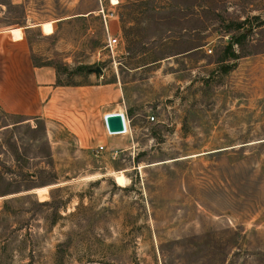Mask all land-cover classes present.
Segmentation results:
<instances>
[{
  "label": "rangeland",
  "instance_id": "obj_1",
  "mask_svg": "<svg viewBox=\"0 0 264 264\" xmlns=\"http://www.w3.org/2000/svg\"><path fill=\"white\" fill-rule=\"evenodd\" d=\"M118 1L0 0V30L134 126L122 152L0 131V264H264V0Z\"/></svg>",
  "mask_w": 264,
  "mask_h": 264
},
{
  "label": "crops",
  "instance_id": "obj_2",
  "mask_svg": "<svg viewBox=\"0 0 264 264\" xmlns=\"http://www.w3.org/2000/svg\"><path fill=\"white\" fill-rule=\"evenodd\" d=\"M23 32L12 29L16 39L11 29L0 30V131L35 119L43 121L49 133L69 131L84 147L109 144L116 152L131 150L133 118L113 106L114 87L108 83L62 82L56 65L37 61ZM117 112L124 114L127 130L111 134L106 116ZM7 116L18 120L1 125ZM116 138L120 139L118 145Z\"/></svg>",
  "mask_w": 264,
  "mask_h": 264
},
{
  "label": "water",
  "instance_id": "obj_3",
  "mask_svg": "<svg viewBox=\"0 0 264 264\" xmlns=\"http://www.w3.org/2000/svg\"><path fill=\"white\" fill-rule=\"evenodd\" d=\"M96 72L101 74L102 69L98 67ZM108 131L111 134L124 133L127 130L126 119L123 113H109L106 116Z\"/></svg>",
  "mask_w": 264,
  "mask_h": 264
},
{
  "label": "built area",
  "instance_id": "obj_4",
  "mask_svg": "<svg viewBox=\"0 0 264 264\" xmlns=\"http://www.w3.org/2000/svg\"><path fill=\"white\" fill-rule=\"evenodd\" d=\"M105 20H106V18H105ZM109 28H108V33H109ZM118 42H119V36H110V38H109V46L111 47V48H113L114 46H116L117 44H118ZM150 119H152V120H155V117H151ZM105 147L104 146H101L100 147V149L101 150H103Z\"/></svg>",
  "mask_w": 264,
  "mask_h": 264
},
{
  "label": "bare ground",
  "instance_id": "obj_5",
  "mask_svg": "<svg viewBox=\"0 0 264 264\" xmlns=\"http://www.w3.org/2000/svg\"><path fill=\"white\" fill-rule=\"evenodd\" d=\"M113 4H118L119 1L118 0H112Z\"/></svg>",
  "mask_w": 264,
  "mask_h": 264
}]
</instances>
